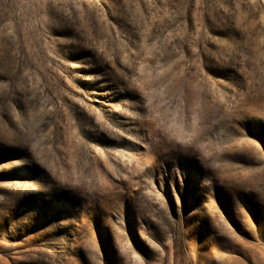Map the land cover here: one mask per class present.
<instances>
[{"label": "rangeland", "instance_id": "obj_1", "mask_svg": "<svg viewBox=\"0 0 264 264\" xmlns=\"http://www.w3.org/2000/svg\"><path fill=\"white\" fill-rule=\"evenodd\" d=\"M0 264H264V0H0Z\"/></svg>", "mask_w": 264, "mask_h": 264}]
</instances>
